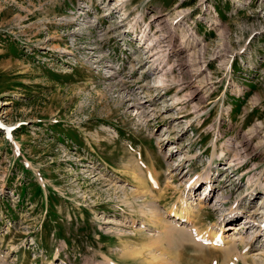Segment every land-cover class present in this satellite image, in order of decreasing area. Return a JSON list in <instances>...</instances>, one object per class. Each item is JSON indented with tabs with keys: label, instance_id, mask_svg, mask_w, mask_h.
<instances>
[{
	"label": "rangeland",
	"instance_id": "1",
	"mask_svg": "<svg viewBox=\"0 0 264 264\" xmlns=\"http://www.w3.org/2000/svg\"><path fill=\"white\" fill-rule=\"evenodd\" d=\"M253 217L264 0H0V264H264Z\"/></svg>",
	"mask_w": 264,
	"mask_h": 264
},
{
	"label": "bare ground",
	"instance_id": "2",
	"mask_svg": "<svg viewBox=\"0 0 264 264\" xmlns=\"http://www.w3.org/2000/svg\"><path fill=\"white\" fill-rule=\"evenodd\" d=\"M211 177H210V174H207L206 175V179H205V183L207 184V182H211ZM254 200V198L251 196V202ZM222 201H220V203H221ZM249 203H250V200H249ZM251 204V203H250ZM173 207V206H172ZM172 207H170V210L171 211H169V212H171L170 214H174L175 215V217H178V218H181V219H183V217H185V215H187L188 214V212H189V210L188 209H186L185 207H184V209L183 210H177L176 208H172ZM189 208V207H188ZM185 209H186V211H185ZM215 210H216V207H215ZM234 209H232V211H230V220H239V218L240 217H242V215L243 214H245L246 213V210L245 209H242V210H235V211H233ZM251 213H254V212H251ZM250 213V214H251ZM262 216V215H261ZM255 217H253V218H251V220H253L254 222H253V224L252 225H255L256 227H261V226H263L264 224H261V222H257V221H255ZM260 220H262V219H260ZM263 221H264V219H263ZM163 226H165V227H163V234H164V236H163V238H166V237H171V236H174V235H178V234H182V233H185V232H183V231H180V230H178V228L177 227H175V226H172L171 224H168V223H163L162 224ZM196 232V231H195ZM197 233V232H196ZM208 233L209 232H207V235H208ZM198 234V233H197ZM211 234V233H210ZM209 234V235H210ZM213 234V236L214 237H218L216 234H215V232H213L212 233ZM215 234V235H214ZM205 238V237H204ZM204 240V239H203ZM231 245V244H230ZM149 246V245H148ZM147 247V246H146ZM145 247V248H146ZM151 247V246H150ZM232 247V246H231ZM149 250V249H148ZM140 251H133V250H131L130 252H128V255L129 256H134V255H137L138 253H139ZM155 260H157L158 258H156V256H155V258H154ZM107 260V259H106ZM109 260V259H108ZM158 262V261H157ZM108 264V263H107ZM115 264H117V263H115Z\"/></svg>",
	"mask_w": 264,
	"mask_h": 264
}]
</instances>
